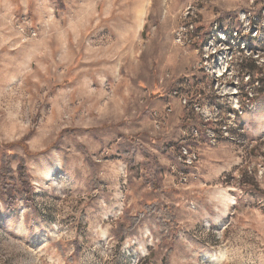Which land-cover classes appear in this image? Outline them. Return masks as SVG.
I'll return each instance as SVG.
<instances>
[{"label":"rangeland","instance_id":"1","mask_svg":"<svg viewBox=\"0 0 264 264\" xmlns=\"http://www.w3.org/2000/svg\"><path fill=\"white\" fill-rule=\"evenodd\" d=\"M2 162L0 264H264V0H0Z\"/></svg>","mask_w":264,"mask_h":264},{"label":"trees","instance_id":"2","mask_svg":"<svg viewBox=\"0 0 264 264\" xmlns=\"http://www.w3.org/2000/svg\"><path fill=\"white\" fill-rule=\"evenodd\" d=\"M15 144H19V142L17 143H13V144H9L8 146H14ZM3 164H5L4 162H2V166L0 168V171L1 173L4 172L5 175H7V171L9 170L7 165L4 166ZM16 169H17V172H18V177H17V180L21 183H24L26 180H27V173H26V167H25V163L20 160L18 163H17V166H16ZM94 178V180L96 179L95 177H92V179ZM150 210H152L150 208ZM139 220V215H137L136 217H133L131 219V226L135 225L136 222H138ZM157 223H158V226L161 230H175L176 228V223L174 222V217L172 215V213H170L169 211H166V209H164V212L162 214H160L157 218ZM121 228L118 227L117 230H116V235H118L119 233H121ZM167 235H161L160 236V240H164V238L166 237ZM170 249L167 250V253H169Z\"/></svg>","mask_w":264,"mask_h":264}]
</instances>
